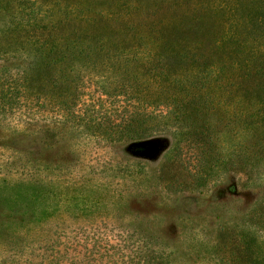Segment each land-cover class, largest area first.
<instances>
[{"label": "rangeland", "instance_id": "obj_1", "mask_svg": "<svg viewBox=\"0 0 264 264\" xmlns=\"http://www.w3.org/2000/svg\"><path fill=\"white\" fill-rule=\"evenodd\" d=\"M89 1L118 32L167 44L145 39L126 71L82 70L61 98L48 85L0 110V264H264V146L214 62L217 6L233 0Z\"/></svg>", "mask_w": 264, "mask_h": 264}, {"label": "trees", "instance_id": "obj_2", "mask_svg": "<svg viewBox=\"0 0 264 264\" xmlns=\"http://www.w3.org/2000/svg\"><path fill=\"white\" fill-rule=\"evenodd\" d=\"M79 4L84 8L82 12L72 14L73 10L59 6L56 0H0V11L7 12L0 15V60L15 68V72L6 69L0 78L14 84L5 88L0 83V110H6L14 102L13 94L38 99L48 85L46 92L61 98L71 89V79L77 82L81 78L82 70L100 73L110 66L112 70L126 71L124 65L130 60L125 55L145 39L158 47L167 44L151 31L137 37L122 34L112 27L110 19H105L102 4L89 0ZM120 7L117 5L115 11ZM122 7L128 9L129 5ZM217 9L229 14L213 39L225 48V59L219 57L214 61L219 73L229 78L223 89L228 91L235 83L239 110L236 116L238 120L242 118L244 128L256 135L254 143L264 146V0H253L250 6L225 1ZM119 29H131V25L123 24ZM179 54L189 60H198L200 56L193 58V52L185 51ZM117 63L124 65L118 67ZM232 65L234 72L228 76ZM172 81L165 74L159 87ZM223 102L225 106L229 103ZM144 133L146 128L136 127V137ZM162 261L157 258L152 264Z\"/></svg>", "mask_w": 264, "mask_h": 264}]
</instances>
